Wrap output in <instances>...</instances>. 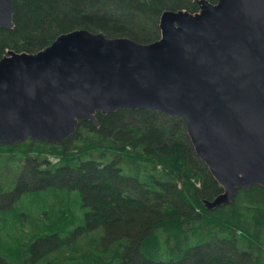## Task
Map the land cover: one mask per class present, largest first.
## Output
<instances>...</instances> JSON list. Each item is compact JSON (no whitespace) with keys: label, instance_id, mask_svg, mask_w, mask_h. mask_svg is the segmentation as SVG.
Wrapping results in <instances>:
<instances>
[{"label":"trees","instance_id":"trees-1","mask_svg":"<svg viewBox=\"0 0 264 264\" xmlns=\"http://www.w3.org/2000/svg\"><path fill=\"white\" fill-rule=\"evenodd\" d=\"M10 1L0 60L75 30L148 45L164 12L199 11L198 0ZM96 119L61 144H0V264H264L263 188L209 208L223 188L181 118L139 109Z\"/></svg>","mask_w":264,"mask_h":264},{"label":"water","instance_id":"water-1","mask_svg":"<svg viewBox=\"0 0 264 264\" xmlns=\"http://www.w3.org/2000/svg\"><path fill=\"white\" fill-rule=\"evenodd\" d=\"M0 0V28H14ZM160 38L76 30L34 54L0 60V144H61L80 122L139 109L181 118L193 149L223 188L264 189V0H199V11H166Z\"/></svg>","mask_w":264,"mask_h":264},{"label":"rangeland","instance_id":"rangeland-1","mask_svg":"<svg viewBox=\"0 0 264 264\" xmlns=\"http://www.w3.org/2000/svg\"><path fill=\"white\" fill-rule=\"evenodd\" d=\"M76 31V30H75ZM92 34H102V33H95V32H91ZM108 39H116V38H110V37H108V36H106ZM187 133V132H186ZM187 137H188V135H187ZM189 139V138H188ZM189 141H190V139H189ZM191 143V142H190ZM192 145V144H191ZM5 176H7L6 174H5ZM5 181H7V183H9V181L8 180H5ZM10 184V183H9ZM213 246V245H212ZM220 247V245H219V243H218V245L216 246L215 245V248H219ZM212 249H214V248H212Z\"/></svg>","mask_w":264,"mask_h":264},{"label":"bare ground","instance_id":"bare-ground-1","mask_svg":"<svg viewBox=\"0 0 264 264\" xmlns=\"http://www.w3.org/2000/svg\"><path fill=\"white\" fill-rule=\"evenodd\" d=\"M215 202V201H214ZM212 204V203H211Z\"/></svg>","mask_w":264,"mask_h":264}]
</instances>
